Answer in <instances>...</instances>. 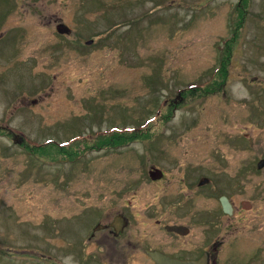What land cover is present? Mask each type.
Masks as SVG:
<instances>
[{
  "label": "rangeland",
  "instance_id": "obj_1",
  "mask_svg": "<svg viewBox=\"0 0 264 264\" xmlns=\"http://www.w3.org/2000/svg\"><path fill=\"white\" fill-rule=\"evenodd\" d=\"M238 1L0 0V264H76L60 222L124 183L127 157L187 140L199 150L205 80L209 90L224 80L234 101L237 53L264 57V0ZM135 135L158 139L141 146ZM102 143L111 150L85 153Z\"/></svg>",
  "mask_w": 264,
  "mask_h": 264
},
{
  "label": "flooded vegetation",
  "instance_id": "obj_2",
  "mask_svg": "<svg viewBox=\"0 0 264 264\" xmlns=\"http://www.w3.org/2000/svg\"><path fill=\"white\" fill-rule=\"evenodd\" d=\"M106 35L100 34L104 40ZM235 59L236 90H242L234 101L224 80L210 90L213 76L205 80L211 84L203 93L208 134L199 150L190 149L194 142L187 140L182 150L158 147L132 154L125 159L133 163H126L124 183L105 184L111 187L108 198L85 201L79 212L65 217L72 221L60 222L69 241L62 248L74 251L76 264H159L153 253L179 264H264V57L249 62L237 53ZM223 72L218 65L213 74L220 78ZM180 94L164 109H175ZM46 97L30 98L29 104ZM2 132L21 143L9 128ZM140 136L132 142L143 146L158 139ZM174 138L167 141L179 143ZM104 145L84 147L85 153L111 150Z\"/></svg>",
  "mask_w": 264,
  "mask_h": 264
},
{
  "label": "water",
  "instance_id": "obj_3",
  "mask_svg": "<svg viewBox=\"0 0 264 264\" xmlns=\"http://www.w3.org/2000/svg\"><path fill=\"white\" fill-rule=\"evenodd\" d=\"M62 28V31H67L63 26L61 27H58V30H60ZM151 257L153 258L154 261H156L157 263L159 264H179L177 263L176 261L166 257V256H163L161 254H157V253H153L151 255Z\"/></svg>",
  "mask_w": 264,
  "mask_h": 264
},
{
  "label": "trees",
  "instance_id": "obj_4",
  "mask_svg": "<svg viewBox=\"0 0 264 264\" xmlns=\"http://www.w3.org/2000/svg\"><path fill=\"white\" fill-rule=\"evenodd\" d=\"M185 92V90L184 91H182V93H184ZM190 95H195V93H190ZM203 95V94H202ZM0 134H2V133H0Z\"/></svg>",
  "mask_w": 264,
  "mask_h": 264
}]
</instances>
